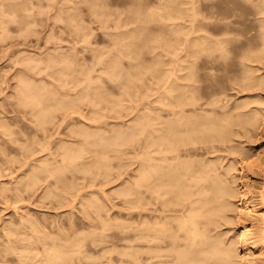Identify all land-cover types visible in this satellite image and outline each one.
<instances>
[{
	"label": "rangeland",
	"instance_id": "obj_1",
	"mask_svg": "<svg viewBox=\"0 0 264 264\" xmlns=\"http://www.w3.org/2000/svg\"><path fill=\"white\" fill-rule=\"evenodd\" d=\"M86 1L85 0H0V186H2V187H0V264H36V262L38 264H51V263L52 264H66V263L67 264H71V263L72 264H89V263H91V264H106L107 262H108L107 264H126L125 261H127V264L128 263L129 264H134V263L137 264L139 261H140L139 262L140 264H143V261L145 260V259H143L144 258L143 255L146 256V253L143 250V249H146L143 246L144 241L140 240L138 237L135 236L137 228L140 224V220H142V218H139V216H137V214H138V211L143 207V203H144V202L140 203V200H142V192H144L143 191L144 187H142L143 186L142 185L143 184L142 183L143 176H140V175H142V172H140V171H143V167H144L143 164H146V161L143 160V159H145V157H142V156H145V155H143L145 150L143 152L141 151L144 149V147H143V144H144V135L143 134L144 133L142 132V131H144V129L142 130V126H144V125L141 126L139 124L140 126H137V127L135 125L136 129L133 127L134 128V129L132 128L133 131H131L132 129L130 130L129 128H130L131 124H133L134 120L138 119V116L142 115L143 112L144 113L146 112V114H147L150 111V114H148V116L151 115V113H152V116H150L148 118H151V117L154 118L155 117V119H152V118L150 119V123H151V127H152L151 131H153L154 133L156 132V135H157V131L155 129H158V125L156 122H159L160 119L163 118L162 115L164 113L166 114V113L171 111V107L173 106L172 105L173 103H171V100L172 99L174 100L176 97L175 95H177L179 92L177 90L178 83H183V81L180 80L181 75H183V74L185 75L188 72L187 67L189 65V62L187 63V61H189V58L186 56L187 53L184 52L185 55L183 53V51H184L183 48H185V47H186L185 51L187 52V50H186L187 46L185 44H186V42H188L187 39H189L188 37L190 36L189 32H188V30H189L188 24H190L189 23V20H190L189 17L190 16H189L188 12H186L188 10L186 7L187 3H185V1H187V0H100V1L98 0L99 2L94 1V0H92V1L89 0L90 2L88 0H86ZM220 1L215 0V8L213 7L214 10L217 9V10L221 11L220 8H222L223 10L221 12L223 13L224 11L226 12V10H227L226 8L228 6H230L228 9L230 11H232V13L230 14V17H227L229 20L227 18H225L224 21H226V20L231 21L230 18L232 20L236 21L237 18L238 19L241 18L239 21L237 20L239 22V24H238V22L235 23L237 26L239 25L237 27V28H239V30L242 29V30L246 31L248 29V31H249L250 28L252 30H256L255 27L257 28V24H258V26H260V24L257 22L258 18H260L258 20L260 23H264V22H262V21H264V14H260L261 11H262V13H264V10H261L262 8H264V5H262L260 0H254L255 2H250L252 0H250V1L246 0V3L245 2L243 3V0L241 2H240V0H232V2L230 0H222L223 2H220ZM247 1H249V3H254V4H252V5H254V8H252V5H250ZM258 1H259V3H261L259 6H262L261 9H260V7L257 8V9H260L259 13L256 12L257 6H255V3H257ZM100 2H103L106 4L102 5V3H100ZM88 3L90 5L96 4V6L93 5L94 9H92L90 7V5H87ZM98 3L102 5V6L100 5L101 11L100 12L95 11V13H93L94 10H96L95 8H97V10L100 8ZM221 3H226L227 5L225 4V6H224ZM259 3H257V4H259ZM219 4L222 5L223 7L218 8L217 6ZM188 5H189V3H188ZM73 6H75V7H73ZM249 6H250V9H249ZM102 7L106 8V9L108 8L107 9L108 11H105V9H103ZM69 8H71V9H69ZM74 8L76 10H74ZM131 8H132V11L130 10ZM6 9H8L9 11ZM91 9H92V12H91ZM179 9H180V11H179ZM182 9H184V10H182ZM252 9H254V10H252ZM137 10L139 11V13L137 12ZM181 10H182V12H181ZM229 10H227V11H229ZM129 11L133 14H131ZM178 11H179V14L181 12L180 15L178 14ZM230 11L226 12V13L228 14V13H230ZM255 12H256V14L258 13L257 17L255 15ZM96 13H99V16ZM151 13H153V15H151L152 18H151V16L149 17V14H151ZM235 13H236V15L239 14L238 17L236 15L235 16L237 18L235 16L231 17V15H233ZM252 13H254V14H252ZM13 14H14V16H13ZM72 14H74V15H72ZM176 14H177V17L176 16L174 17V15H176ZM223 14H225V13H223ZM138 15L139 16L141 15L142 17L141 16L139 17ZM155 15H157L158 17ZM217 15H219V14H215V16H217ZM95 16H98V17L96 18ZM163 16L165 17L164 19H162ZM172 16H173V18H172ZM228 16H229V14H228ZM9 17H12V18L9 19ZM66 17H67V19H66ZM72 17H74V18L72 19ZM123 17H126V19L128 20L129 23L134 19L132 21L133 23L128 24L127 20H125V18H123ZM134 17L135 18L139 17V19H138L139 21L137 19H135ZM59 18H61V20ZM63 18L65 19V21ZM117 18H118V20H117ZM120 18H122V19H120ZM148 18H150V19L148 20L149 22L147 23V20L145 21V19H148ZM216 18H218V16ZM102 19H104V20H102ZM119 19H120V21H119ZM71 20H73V21H71ZM136 20H137V22H136ZM123 21L125 22V25H124ZM17 22H19V23H17ZM73 22H74V26L72 24ZM139 22L141 24L143 23V25H141ZM215 22L217 23V20H215ZM134 23H136V24H134ZM67 24H70V25H67ZM235 24H233V25H235ZM76 25H78V27L80 25L82 30L80 29V27L76 28L75 27ZM236 25H235V27H236ZM173 26L176 27L177 29L173 28ZM252 26H255V27H252ZM72 27H74L73 30H72ZM118 27H119V29L120 28L121 29L119 30ZM258 28L260 29V27H258ZM251 29H250V31L253 32ZM76 30H78L77 33H75ZM121 31H123V32H121ZM132 31H134V32L136 31V33L138 32V34L136 35L134 32H133L134 35L131 34ZM172 31H175L176 33H173ZM178 32H180V33L182 32L181 35L177 34ZM109 33H110V35H109ZM118 33H119V36L116 37V35ZM114 34H115V36H114ZM125 34H128V35H125ZM110 36H112V37H110ZM185 37H186V42H185ZM113 39H115V42ZM116 39H117V42H116ZM133 39H135V40L132 41ZM134 42H135V45H134ZM148 43L150 44V46L153 43L151 46L152 47L151 49H150V46H148L149 45ZM146 44H147V46H145ZM127 45L129 46V48ZM131 45L134 46V48ZM126 46H127V49L132 53L131 54L132 57L130 56V54H126L128 52L126 49ZM119 48H120V50H119ZM134 49H137V50H134ZM118 50L120 51V53L118 52ZM132 50L135 51V54H137L138 56H135V54L132 52ZM121 51H123L124 54H122L123 52L121 53ZM136 51L138 53H136ZM139 51H141V52H139ZM125 54L127 56H130V57L129 58L125 57L126 56ZM117 55L120 56L119 57L120 59L117 58L115 60L116 61L120 60V63H119V61H118V63L115 60L112 61L113 56H114V58H116V57H118ZM134 56H135V58H133ZM183 56H185V57H183ZM64 57H66L67 59L69 58V60H67ZM54 58H57V59H54ZM59 58H61L65 64ZM101 58H103V59H101ZM131 58H133V59H131ZM179 58H180V60H179ZM28 59L31 61H29ZM48 59H49V61H48ZM65 59L67 61H65ZM71 59L74 60V62ZM99 59H101L100 62L98 61ZM32 60H33V62H32ZM34 60H36V61H34ZM37 60L38 61L40 60V61L37 62ZM41 60L42 61L46 60V61L42 62ZM50 60H54L55 62L57 60V62L55 63L54 61H50ZM59 60H61V61L59 62ZM70 60L72 61V63L70 62ZM260 60L264 61L262 59H260ZM27 61L31 62L32 65H30L29 62H27ZM48 62L49 63L51 62L52 64H49ZM57 63H60L59 64L60 66L57 65ZM68 63H70V64H68ZM53 64H55V66ZM110 64H112L111 66H114V67L116 65L117 66L115 68L110 67L109 66ZM262 64H264V63H262ZM70 65H71V67H70ZM74 65H75V69H74ZM61 66H63V67H61ZM65 66H68V68ZM72 66H73V68H72ZM183 66L186 67V72L183 69L184 68ZM43 67L45 68L44 70H43ZM55 67L56 68L58 67V69H60V70L58 71V69H56ZM69 67L71 69H69ZM33 68L35 70H32ZM36 68H38L37 72H36ZM116 69L119 71V73H122V74L118 73L117 75H114V76H116V78H113V76H112L113 74L111 72H112V70L114 71ZM181 69H183L184 71ZM262 69H264V68H262ZM39 70H40V72H38ZM74 70H75V72H74ZM117 70L114 72L115 74L117 73ZM54 71H58V72H54ZM259 71H260V73H258ZM181 72H183V73H181ZM258 72H257V74H261V73L264 74V70L260 69V70H258ZM57 73H59V74H57ZM61 73H62V75H61ZM65 73L68 76H70V75L71 76L68 78V76L65 75ZM86 73H88V74H86ZM108 74H110V76H108ZM177 74H180L179 75L180 82H178L177 81L178 79H176ZM63 75H65L64 78H63ZM86 75L90 76L91 79L88 78V76H87V78H85ZM60 76H61V78H60ZM66 76H67V78H66ZM22 77L24 79L20 80V79H22ZM25 79L27 82H25ZM72 79L75 81V85H73L74 83H72V82H74V81H72ZM84 79L88 80V82L86 83ZM69 80H71V82ZM83 80H84L85 84L83 83ZM21 81L23 82L22 84H21ZM89 81H91V82H89ZM220 81L218 79L217 83L219 85L223 86L222 84H224V81L221 82L222 84H220ZM176 82H178L177 85H176ZM27 83H29L30 85ZM33 83H35V84L37 83V85H35ZM71 83H72V85H71ZM17 84L22 85V86H24L23 84H25V86H26V87L24 86L25 90H26L25 93L27 95H30L31 92L34 91V89L32 90V88H35V90L37 89L39 91V94L41 93L42 95H40L39 97H36L38 95H35L34 93H37V91L36 92L34 91V93H32V95H30L32 98L33 97L34 98L32 99L29 96L31 98V100H33V102L31 101V102H29V104L25 103V105L27 104L28 106L27 105L24 106V104L20 105V104H22L21 100H17L16 98L18 95H20L19 90H21V89H18L19 86ZM88 84L90 85V88L87 87ZM127 84H129V86ZM31 85H34V86H31ZM84 85H86V86H84ZM22 86H20V88H22ZM35 86L38 87L39 89L36 88ZM39 86H41V87H39ZM56 86L58 87L59 91H58V89H56L57 88ZM93 86H95L96 88L93 89L94 88ZM42 87L45 90H41V92H40V88H42ZM86 87L89 89H87ZM123 87H125V88H123ZM29 88H31V89H29ZM82 88H84V91H86V89H87L86 93L88 95L90 94V92H91V94L95 92L96 94L94 93L92 95H95L94 97H96V98H94L92 95H89V97L91 96L92 101L90 100V98L88 101L86 98L87 94L85 93V95H84ZM16 89H18V91ZM47 89H48V91H51L50 93H52V94H49V97H47V95L49 93L47 91ZM120 89L122 91L126 89L128 93L126 92V95H125L124 94L125 91H123V93H122V91ZM30 90H32V91H30ZM80 90H81V93H80ZM92 90H94V92ZM54 91L59 93V94L55 93ZM98 91L101 92L102 96L100 95V93H98ZM56 94H57V97H55ZM63 94H64V96H63ZM76 94H77V96L78 95L80 97L82 96L81 98L85 97L84 100L81 99V101H80V99H76L77 98ZM103 94H109V95H103ZM229 94H231V95L228 96V98L229 99L233 98V99H231V101L235 100V102H236L239 100L242 101L243 99L245 100V98H241L242 100L240 98H238L236 100V97L232 96L233 94L231 92ZM256 94H253L254 96H252V97L253 98L256 97L255 98L256 100H258L257 97L260 98L259 100H262L260 93H258V95H260V96H258ZM15 95H17V96H15ZM58 95H59V98L65 99V101L67 98L68 99L71 98L69 100H74V96H75V103L73 101H71L75 105H73L72 103H71L72 104L71 105L70 101H67L68 103L67 102L62 103V100L58 98ZM61 96H63V97H61ZM66 96H68V97L66 98ZM79 96H78V98H80ZM100 96H101V98H100ZM35 97H36V100H35ZM50 97L54 99V102L55 101L56 102L54 103ZM102 97L103 98L107 97V99L104 98L105 99V101H104V99ZM93 98L95 100H97L98 102L97 101L95 102V100ZM18 99H19V97H18ZM160 99L163 102H160L161 101ZM246 99H247V97H246ZM44 100H45V103H43ZM77 100L79 101V103ZM19 101H20V103H19ZM35 101L36 102L39 101L40 103H38V105H37V103H34ZM169 101H170V104L168 103ZM51 102L54 103V105L53 104L51 105ZM159 102L161 104H159ZM32 103L35 106L34 111H32L33 107L31 108V106H33ZM57 103L59 105L60 104L63 105L64 103L66 105L70 104V106L67 107L64 104L66 108L64 106L62 107V105H60L61 107L59 106L60 107L59 108V107H56L58 105ZM148 103H150L151 105L148 106ZM94 104H96L95 105L96 108H95ZM163 105H165V106L163 107ZM36 106L37 107L41 106V108L45 109L46 118L43 116V118H45V120L42 119L45 122L42 121V123H41V120L38 119L39 116H37V114L36 115L34 114V113H37V112H35V110L37 109ZM51 106L54 107V109L51 108ZM99 106L102 108V110L97 109V108L100 109ZM146 106H148V108ZM150 106H151V108H150ZM157 107H159V109ZM160 107H163V108L160 109ZM167 107H169L170 109ZM38 108L40 109V107H38ZM152 108H154L156 110H154ZM165 108L167 109V112H166ZM149 109H151V110H149ZM164 109H165V111H164ZM69 110L70 111L72 110L71 112L75 111V112H77V114H75V112L70 113ZM153 110L156 112L158 111V112L156 113ZM159 110H163V111H160L162 114L159 112ZM66 111H67V113H66ZM68 112L70 114H68ZM98 112H99V114H98ZM64 113H65V116L67 118L64 116ZM33 114L35 117L37 116V118H35L33 116ZM78 114H79V116H78ZM138 114H140V115H138ZM81 115L82 116L84 115V116L81 117ZM156 115H158V117L159 118L161 117V118L160 119L157 118ZM64 117L66 118V120L62 119ZM85 118H87L88 120ZM38 120L40 121V124L39 123L38 124L39 125L43 124V125L39 126L37 124ZM61 120H63V122ZM35 121H37V122H35ZM91 121H93V122H91ZM98 121H100V122L98 123ZM127 122H129V123L131 122V124H129ZM1 124H4V127ZM114 126L116 127V129L114 128ZM57 127H59V128H57ZM75 127H78L79 129L75 128ZM83 128L85 129L86 133L83 130ZM122 128H123V131L121 130ZM124 128H127V129L125 130ZM89 129H91V130H89ZM128 129L130 132L128 131ZM80 130L82 132L83 131L84 132L82 133V132H80ZM117 130L119 131V133H121V131H122V134H124V136L121 134L123 138H121L120 134L118 135V133H116ZM136 130H139V131H136ZM58 131H59V133H58ZM5 132H7V133H5ZM128 132L130 134L129 136L127 135ZM131 132H132V135H131ZM137 132L139 134H137ZM74 133H76V135ZM99 133H100V136H99ZM105 133L108 136L107 138H106ZM154 133H153L152 137L156 136ZM103 134L105 135V137H103L104 136ZM115 134L118 137L114 138L113 136ZM126 136L128 138H126ZM97 137H99V138H97ZM86 138L87 139L89 138V140H90V141L88 140L89 142H92L95 140L94 142H96L98 148H97V146H94V145H91V146L88 145V149L87 148H85V149L80 148L79 151L76 150L77 153L75 151H73V153L68 151L70 146L73 148H76L77 145L79 146L82 144L81 142L84 141V143H85L86 140H84V139H86ZM111 138H112V140H110ZM256 138H254V140H251V138H250V139H248V141L247 140L236 141L235 143H237V144L234 147V148H236L235 149L236 151H234L233 155L234 156L238 155L237 156L238 158L235 156V159H233L234 160L233 161L232 156L229 155L230 158L226 157L227 159H224V161H227V162L223 161V163L226 166H228V167H229V165L231 167L233 166L232 168H234V169L232 170V172H233V174H235V177L233 179L234 182L235 181L237 182V179L239 180L238 182H240V181L241 182L243 181V183L246 182L243 184L244 185L243 187L247 191V193L245 195L246 197L244 196L245 200L247 199L246 200L247 202H245L246 203L245 205H247V210L244 209L243 210L244 212H243L241 209H239V207L237 205H239L238 202L240 200H239V197H237L238 195L236 194L234 196L235 199H232V201L234 202L236 200L235 202L237 204L234 202L236 204L235 205L232 202L231 209L233 211L230 210V214L228 213V215L226 216L225 220L227 223H226V226H223V227L226 230V235H227L226 238L229 237L227 240L228 241L227 243L230 242L229 244L233 247L234 252L236 254V260L238 259V261L241 262V260L244 258L246 262H250V260L252 258V259H254V260L256 259V260L255 261L252 260L250 264H252V263L264 264V254H262V255L260 254V253H264V251H262V249H264V246L261 245V244H264V239L260 238V236H262L261 235L262 234V232H261L262 228H264V224H262V222H261L262 219H264V217H262V216H264V205H262V204H264V203H262V201H264V200L261 199L262 198L261 197L262 196L261 190L264 189V155H262V154H264V150H262V149H264V135L258 136L257 139ZM96 139L98 141H96ZM102 139L104 140L103 143H102ZM107 139H108V141H107ZM128 139H132V140L127 141ZM142 140H143V142H141ZM64 141H66V142H64ZM105 141H107V142H105ZM115 141H117V142L115 143ZM242 141H243L242 144L245 147L241 144ZM100 142H101V146H100L101 148L98 145V143L100 144ZM118 142L120 145H118ZM122 142H123V144H122ZM238 143H239V145H238ZM93 144H95V143H93ZM102 144H104V145L102 146ZM114 145L115 146L118 145V146L115 147ZM27 146H28V149H27ZM67 146H68V149L66 148ZM85 147H87V146H85ZM94 147L97 148L96 149L97 151L100 150L102 153H100V151H98L99 153H97V151L94 150L95 149ZM102 147H104L103 150H106L108 147V149H109V150L107 149L108 152L101 150ZM119 147L122 148V150H119L120 149ZM61 148H64V149L62 150ZM116 148L117 149L119 148L118 149L119 151ZM59 150H61V151H59ZM244 150H246V151H244ZM247 151H248V154H247ZM61 152H64V153L61 154ZM79 152H80V154L78 155ZM105 152L109 153V154H105ZM238 152H240V153H238ZM244 152H246L245 154H247L248 156H251V158H254L256 156L254 159H257V157H258L259 160L258 159L257 160H258V162H260V164H258V166L262 167V169L258 166L256 167L257 169L256 168L252 169L249 177L245 176L242 173V170L240 169V167L237 166L239 163L242 162V164H243L244 161H246V160H242L243 155L246 156L244 154ZM252 153H256V155L254 154V156H252L251 155ZM258 153H260V154H258ZM257 154H258V156H257ZM104 155H107V156L109 155V156L108 157L106 156L107 158H104L105 157ZM79 157H81V158H79ZM99 157H100V159H99ZM140 157H142V158H140ZM50 159L53 162L52 165H51L52 162L50 161ZM73 159H74V161H72V162H74V163H75V159H77V160L80 159L78 161L76 160L77 161L76 165L73 164L78 168L71 165V162L68 161V160L71 161ZM42 160L44 161V164H43ZM82 160H83V162H82ZM85 160H87V161H85ZM99 160L101 163L99 162ZM101 160H103V161H101ZM40 161H42V162H40ZM79 161H81V162H79ZM88 161H90L92 164ZM236 161H237V165H236ZM96 162H97V164H96ZM143 162H145V163H143ZM66 163H68V164H66ZM82 163H85V164H82ZM38 164H40V165H38ZM80 164H82V167L79 166ZM89 164H91V165H89ZM106 164H107V166H106ZM234 165H236V166L234 167ZM45 166H47V167H45ZM84 166H86V168ZM88 166H90L91 168ZM100 166H103L104 168L100 167ZM239 166H241V165L239 164ZM95 167H97V168H95ZM34 168H36V169L38 168L39 170L35 171V173H34ZM57 168H60V170H63V171H60ZM77 169H79V170H77ZM238 169H239V171H235ZM259 169H260V171L255 172V170H259ZM55 170H57V171H55ZM74 170H76L78 172H76ZM105 170H107V172ZM92 171H95V174ZM136 171H138V172H136ZM46 172L47 173L49 172V175L51 174L50 175L51 177H48L49 175ZM57 172H59V173H57ZM61 172H62V174H61ZM255 173H256V175H255ZM29 174H31V177ZM35 174H36V176H35ZM91 174L93 176H91ZM96 174H97V176H96ZM237 175L238 176L240 175L239 178H237L238 177ZM26 176L27 177L29 176V177L27 178ZM242 177H244L243 180H242ZM69 178H70V180L71 179L72 180L70 181ZM30 179H31V181H30ZM35 179L37 180V182ZM57 180H58V182H57ZM134 180L138 181L139 184L137 182L132 183ZM261 180H262V182H261ZM72 181H73V183H72ZM125 181L128 183L125 184ZM21 182L22 183L24 182L23 186H22ZM70 182H71V186L69 184ZM129 182L131 184H134L133 186H135V185L139 186V189H138V187H135V188H137V190H135V188ZM234 182L231 183L232 185L229 183V185H231V186L234 185V189L236 190L237 186H235L236 182L235 183ZM248 183L251 185H249ZM65 184H67V185H65ZM252 184H254V185H252ZM125 185L126 186L128 185L127 187L130 186L129 188L132 187L130 190L131 193L130 192H129L130 194L128 193L129 198L126 197L125 194L123 195V193H120L121 192L120 190H122L121 188H123V189L127 188ZM254 186H256V187H254ZM5 187H7V188H5ZM101 187H102V190H101ZM64 188H66V189H64ZM117 189H119V190H117ZM65 190L68 194L65 192ZM68 190H71L73 192H71V191L68 192ZM98 190H100L99 193H98ZM138 190L140 191V193ZM55 191H57L58 193ZM132 191L136 192V193H133ZM47 192L50 193V195ZM53 192L55 195L53 194ZM262 193H264V191H262ZM46 194L48 196L45 197ZM71 194H74V195L72 196ZM59 195H61V196L59 197ZM101 195H103V196H101ZM137 195H139V196H137ZM96 198L100 203L97 200H95ZM104 198H105V200H104ZM122 198L124 199V201ZM125 198H128V199L126 200ZM138 198H140V199H138ZM252 198H254L255 200H252ZM91 199L95 200L94 201L95 203H91L93 201ZM129 199H132V203H131V200H129ZM256 199L259 203H256L257 202ZM125 200H126V202H125ZM251 200H252V202H251ZM104 201H106V202H104ZM254 201H256V202H254ZM87 202H88V204H87ZM135 203L138 204V206H139L138 208L135 207V206H137V204H135ZM254 203H256V205H254ZM93 204L94 205L96 204V205L93 206ZM140 204H141V206H140ZM98 205H101V207H99ZM249 205L251 206V208H254V210H256V211L252 210ZM131 206H132V208H135V209H132ZM82 207H84V209L86 207L87 209L84 210ZM95 207H98V210H100V211H98ZM128 208H131L132 210H130ZM106 209H107V211H106ZM234 209H235V211H234ZM248 209L250 212L254 211V213H251L252 216H254V217H252L250 214H248V213H250L248 211ZM135 210L137 212H135ZM241 211L244 214H242ZM245 211H247L248 213H246ZM97 212H98V214H97ZM126 212L127 213L129 212V214H127ZM134 212H135V214H134ZM239 212H241V213H239ZM130 213L133 216L132 215L130 216ZM237 213L239 215L241 214L240 218H238L239 215H237ZM242 215H244L245 217H248V218H245ZM248 215H250V216H248ZM20 217L23 220L22 219L20 220ZM130 217L131 218L134 217V218L131 219ZM261 217H262V219H261ZM25 218L28 221H26ZM98 219L100 220V224H97V223H99ZM102 219L104 220V222L107 225L108 224L109 225L108 226L105 225V223L103 222ZM115 219H117L118 221L117 220L115 221ZM131 220H133L134 222ZM237 220H238V222H237ZM111 221H112V223H111ZM89 222H92V223H89ZM119 222L123 223V225L121 223L119 224ZM128 223H130V224H128ZM231 223H233V224H231ZM88 224L91 226H89ZM115 224H117L119 226V228H118V226H115ZM134 224H135V227H133ZM250 224L252 226L250 229H248L250 227ZM31 225L33 227H31L29 229L28 227H30ZM34 225H37V226H34ZM92 225H94V226H92ZM99 225H101V226H99ZM128 225H129V227L126 228ZM9 226H11V227H9ZM79 226H81V227H79ZM97 226H98V229H96ZM102 226L104 228H102ZM114 227L116 228V230ZM121 227H122V231H121ZM225 227H227V228L229 227L228 228L229 230H227V228H225ZM22 228H24V229H22ZM99 228H100V230H102L101 232H99L100 231ZM124 229H126V230H124ZM131 229H132V231H131ZM232 229H233V231H232ZM242 229H243L244 233L247 231L245 234H248V235H246V237L244 236L246 238V239L244 238V240H246V241L247 240L250 241V239L252 240V237L256 238V236H257L258 241L256 240L257 242H256L255 246L251 245L249 243V241H247V242L245 241L246 243H244L243 239L241 242H239L240 246L238 245V240L236 237L238 234L237 231L242 230ZM95 230H96V232H95ZM103 230H105V231H103ZM113 230H115V231H113ZM127 230L128 231L130 230L132 233H130V231L125 233V231H127ZM37 231L39 232V234H36V233H38ZM116 231H119V232H116ZM26 232H29V233H26ZM92 232L95 234L94 236H93ZM115 232H116V234H115ZM122 232H124L127 236H128V234H130L129 236H132L131 234H133V236H132L133 239L131 237L130 238L131 240H129V239L123 240L122 237H124L126 235ZM228 232H230V233H228ZM236 232H237V234H235ZM254 232H255V234H254ZM34 233H35V235H34ZM80 233L82 234V238L80 237L81 236ZM122 234H124V236ZM249 234L251 236H249ZM33 235L36 236V239H35V237H32ZM121 235H122V237H121ZM24 236L25 237L27 236V237L25 238ZM45 237H46V239H45ZM83 237H85V238H83ZM40 238L41 239L43 238V239L41 240ZM61 238H63V239H61ZM105 238H107V239H105ZM134 238L136 240H134ZM18 239H20V240H18ZM28 239H29V241H28ZM75 239H77L76 240L77 242H75ZM112 239H113V241H112ZM67 240L68 241L72 240L74 242L71 243L72 242L71 241L70 242L71 244H69V242H67ZM132 240H133V242H132ZM31 241H33V242H31ZM259 241L261 242V244ZM99 242H101V243H99ZM130 242L132 243L131 245H129ZM135 242H137L139 244L137 245V243H135ZM231 242H232V244H231ZM27 243H29V244H27ZM84 243H87V244H85L83 246ZM109 243H111V244H109ZM126 243H128L127 245H129L130 248L126 245H123ZM140 243L142 244V246L140 245ZM240 243H244V244H240ZM9 244H11V245L9 246ZM16 244H18L19 246ZM42 244H43V246H42ZM55 244H57V245H55ZM72 244H74V245L71 247ZM14 245L18 246L19 249L17 247H15ZM89 245H90V248H89ZM133 245H135V247ZM250 245L254 246L255 248L250 247ZM24 246L27 248L24 249L25 248ZM64 246L67 248H65ZM69 247H70V249H68ZM79 247H80V249H79ZM9 248H11V249H9ZM48 248L49 249L53 248V250H48ZM60 248L62 249L61 251H60ZM113 248H114V250H113ZM31 249H32V251H31ZM54 249L57 250V252H55ZM65 249H66V252H65ZM77 249H78V251H77ZM104 249L106 251H104ZM132 249H133V251H132ZM137 249L139 250V252H137ZM252 249H254L255 251H252ZM37 250H39V252H37ZM80 250L81 251L83 250L84 253L81 252ZM110 250H112V252ZM140 250H142L143 252ZM241 250H243V251L246 250L247 252H243ZM79 251H80V253H78ZM23 252H24L25 256H23ZM47 252H48V254L50 252L51 253L55 252L56 254L58 253V255H61V253L63 252L62 255L66 258H64L61 255V257L64 259L61 263H59L57 261L48 260V259L46 260V253ZM76 252L79 255H77ZM132 252L135 253L136 255L133 254L134 255L133 256ZM249 252H250V254H249ZM29 253L30 254L32 253V256L29 255ZM81 253L85 259L81 256ZM107 253H108V255H107ZM121 253H123V254H121ZM124 253H126V255H124ZM143 253H145V254H143ZM246 253H248V254H246ZM83 254H85V255H83ZM101 254H103V255H101ZM104 254H105V256H104ZM113 254H115V255H113ZM130 254H131V256H130ZM140 254H142L141 255V260L143 259L142 261L139 260ZM256 254H258V255L256 256ZM21 255H22V257H20ZM35 255H37V257ZM86 255H88V256H86ZM120 255H121V257H120ZM237 255H239V257ZM242 255H244V256H242ZM245 255H246V257H245ZM252 255H255L256 258L252 257ZM33 256H35V257H33ZM39 256H40V258H39ZM68 256H70V258ZM72 256H73V258H72ZM77 256L81 257L82 260ZM102 256L105 259L102 258ZM240 256H242V257H240ZM247 256L248 257L250 256L248 260H247V258H248ZM108 257H110V258H108ZM126 257L128 260L125 259ZM137 257H139V259ZM101 258L104 260H102ZM65 259H66V261H65ZM112 259H114V260H112ZM116 259H118V260L116 261ZM120 259H121V261H120ZM133 259H135L137 261V263ZM42 260H43V262H42ZM95 260H96V262H95ZM110 260H111V262H110ZM152 260L154 261V259H152ZM238 261H237V263L239 264ZM97 262H99V263H97ZM144 264H146L145 261H144Z\"/></svg>",
	"mask_w": 264,
	"mask_h": 264
},
{
	"label": "bare ground",
	"instance_id": "obj_2",
	"mask_svg": "<svg viewBox=\"0 0 264 264\" xmlns=\"http://www.w3.org/2000/svg\"><path fill=\"white\" fill-rule=\"evenodd\" d=\"M86 1V0H85ZM89 1V0H88ZM92 1V0H91ZM94 1H98V0H94ZM100 1V0H99ZM98 1V2H99ZM188 1V2H187ZM185 1L186 4V7H187V10L186 12H188L189 14V23L188 24V32H189V39H187L188 42H186V37H185V42H186V46H187V52L185 51V48H183V53H187V57L189 58V61H187V63L189 62V65H188V72L187 74H183L181 75V79L179 78V75L180 74H177L176 76V79H178L177 81L180 82L183 81V83H178L176 82V85L178 83V87H177V90L179 91L177 95H175V99L171 100V103H173L171 106V111L168 112V113H164L162 116L163 118H159L158 115L157 118L160 119L159 122H156L157 125H158V129H155L157 131V135H156V132L154 133L153 131H151V123H150V119H155V117H151V118H148L150 116H152V113L151 115L148 116V114H150V111L149 113L146 114V112L142 113V115L138 116V119L134 120L133 124H131V122H127L129 124H131L130 126V130L134 127L135 128V125L136 127L137 126H142V130L144 129V131H142L143 135H144V144H143V147L144 149L141 150L142 152L145 150L144 154L145 156H142V157H145V160L146 161V164H143V171H140L142 172V175L140 176H143V181H142V187H144V192H142V200H140V203L141 202H144L143 203V207L138 211V214L137 216H139V218H142V220H140V224L137 228V231L135 233V236L138 237L140 240L144 241V247L146 249H143L144 252L146 253V256H144L143 259H145V263L146 264H238L237 261L238 259L236 260V254L234 252V249L233 247L227 243L228 241V238H226V230L224 229L223 226H226V216L228 215V213L230 214V210L231 209V206H232V199H235L234 196L237 194L239 197V205H237L239 207V209H241L242 211L245 209L247 210V205H245L247 202L244 198V196L246 195L247 191L246 189L243 187L244 182L243 181L241 182H238L239 180L237 178H239V176L236 178L237 179V182H236V185L237 186V189L235 190L234 189V185L231 186L234 182V177H235V174H233L232 170L234 168H232L230 165L229 167L226 166L223 161L224 159H227V158H230L229 155L232 156V160L235 159V156L237 157L238 155H233L234 151H236L234 148L236 146L237 143H235L236 141H241V140H247L251 138V140H254V138H258V136H261V135H264V74H257L258 70H264L262 68H264V61H261L260 59L264 60V23H260L258 20L260 18H258L257 22L260 24V26H258L257 24V28L255 26H252V27H255L256 30H251L253 32L248 31V29L245 31V30H239V28H237L238 26L235 24L236 22H238L240 19H238V15L233 14L231 15V17L235 16L234 18L236 19L235 20H232L230 18L231 21H224L225 18L227 17H230V14L232 13V11H230L228 8L230 6H228L226 9L230 11L229 16L226 12H229L226 10V12L224 11L223 14L221 11L223 10L222 8L220 7H223L222 5L225 6L226 3H221L222 5H216L218 8L221 9V11L219 10H214L215 8V0H187ZM220 1V0H219ZM232 2V0H230ZM242 0H240L241 2ZM250 1V0H249ZM249 1H247L249 3ZM78 2V1H77ZM84 2V1H83ZM87 2V1H86ZM90 2V1H89ZM220 2H223L222 0ZM229 2V1H228ZM227 2V3H228ZM239 2V1H238ZM246 3V0L244 1L243 0V3ZM250 2H255L254 0L250 1ZM260 2L262 3V5H264V0H260ZM76 3V2H75ZM94 3V2H93ZM97 3V2H96ZM103 4H106V3H103V2H100ZM184 3V2H183ZM189 3V5H188ZM259 3V1L257 2ZM255 3V6L256 7V12L259 13V10L262 8V6H259L261 3L257 4ZM78 4V3H77ZM99 4V3H98ZM229 4V3H228ZM250 5L254 4V3H249ZM14 5V4H13ZM76 5V4H75ZM86 5V4H85ZM87 5H90L89 3ZM96 6V4H93ZM93 5L91 4L90 7L92 9H94ZM101 4H99L100 6ZM101 5V6H102ZM188 5V6H187ZM227 5V4H226ZM246 5V4H245ZM16 6V5H15ZM78 6V5H77ZM98 6V7H99ZM101 6L100 8L97 10V8H95L96 10H94L93 13H95V11L97 12H100L101 11ZM75 7V6H73ZM108 7V6H107ZM214 7V8H213ZM260 9H257L259 8ZM12 8V7H11ZM62 8V7H61ZM103 8V7H102ZM252 8H254V5H252ZM13 9V8H12ZM16 9V8H15ZM67 9V8H66ZM71 9V8H69ZM68 9V10H69ZM73 9V8H72ZM92 9H91V12H92ZM105 9V11H108L106 8H103ZM249 9H250V6H249ZM8 10V9H6ZM14 10V9H13ZM74 10H76L74 8ZM132 11V8L130 9ZM135 10V9H134ZM184 10V9H182ZM181 10V12H182ZM254 10V9H252ZM261 10H264V8H262ZM9 11V10H8ZM72 11V10H71ZM180 11V9H179ZM179 11H178V14H179ZM67 12V11H66ZM130 12V11H129ZM137 12L139 13V11L137 10ZM180 12V14H181ZM234 12V11H233ZM250 12V11H249ZM255 12V15L257 17V14ZM105 13V12H104ZM131 13V12H130ZM185 13V12H184ZM183 13V14H184ZM75 14V13H74ZM72 14V15H74ZM98 16H99V13H96ZM101 14V13H100ZM133 14V13H131ZM130 14V15H131ZM179 14V15H180ZM186 14V13H185ZM215 14H219L217 15L218 18H216L217 16H215ZM227 14V15H226ZM254 14V13H252ZM260 14H264L261 13ZM57 15V14H56ZM71 15V16H72ZM76 15V14H75ZM78 15V14H77ZM102 15V14H101ZM128 15V14H127ZM153 15V13L149 14V17ZM14 16V14H13ZM65 16V15H64ZM98 16H95L96 18ZM125 16V15H124ZM139 16V15H138ZM141 16V15H140ZM139 16V17H140ZM157 16V15H155ZM177 17V14L174 15V17ZM259 16V15H258ZM261 16V15H260ZM60 17V16H59ZM75 17V16H74ZM72 17V19L74 18ZM117 17V16H116ZM115 17V18H116ZM138 18H135V19H139ZM142 17V16H141ZM158 17V16H157ZM201 17V18H200ZM12 17H9V19H11ZM22 18V17H21ZM57 18V17H56ZM62 18V17H61ZM61 18H59L61 20ZM65 18V17H64ZM63 18V19H64ZM70 18V17H69ZM102 18V17H101ZM100 18V19H101ZM126 19V17H123ZM132 18V17H131ZM145 18V17H144ZM152 18V16H151ZM165 17L163 16L162 19H164ZM168 18V17H167ZM173 18V16H172ZM14 19V18H13ZM12 19V20H13ZM67 19V17H66ZM77 19V18H76ZM122 19V18H120ZM119 19V21H120ZM129 19V18H128ZM133 19V18H132ZM142 19V18H141ZM150 18L148 19H145V21L147 20V23L149 22ZM169 19V18H168ZM228 19V18H227ZM11 20V21H12ZM22 20V19H21ZM20 20V21H21ZM58 20V19H57ZM104 20V19H102ZM118 20V18H117ZM134 20V19H133ZM132 20V21H133ZM136 20V22H137ZM152 20V19H151ZM150 20V21H151ZM166 20V19H165ZM215 20H217V23L215 22ZM220 20V21H219ZM229 20V19H228ZM238 20V21H237ZM262 20V19H261ZM260 20V21H261ZM65 21V19H64ZM73 21V20H71ZM131 21V20H130ZM128 22V24H132L133 22ZM139 21V20H138ZM219 21V22H218ZM242 21V20H241ZM70 22V21H69ZM77 22V21H76ZM105 22V21H104ZM124 22V21H123ZM144 22V21H143ZM172 22V21H171ZM264 22V21H262ZM19 23V22H17ZM118 23V22H117ZM140 23V22H139ZM138 23V24H139ZM146 23V22H145ZM73 26H74V22L72 23ZM71 24V25H72ZM120 24V23H119ZM136 24V23H134ZM133 24V25H134ZM141 24V23H140ZM174 24V23H173ZM235 24V25H233ZM239 24V22H238ZM67 25H70V24H67ZM124 25H125V22H124ZM123 25V26H124ZM132 25V26H133ZM143 25V23L141 24ZM255 25V24H254ZM121 26V25H120ZM119 26V27H120ZM127 26V25H126ZM190 26V27H189ZM76 28H79L78 25L75 26ZM117 27V26H116ZM118 27V29H119ZM135 27V26H134ZM139 27V26H138ZM260 27V29L258 28ZM136 28V27H135ZM140 28V27H139ZM173 28L177 29L176 27L173 26ZM172 28V29H173ZM74 29V27H72V30ZM81 29V27H80ZM121 29V28H120ZM119 29V30H120ZM127 29V28H126ZM179 29V28H178ZM82 30V29H81ZM174 30V29H173ZM180 30V29H179ZM75 31V30H74ZM130 31V30H129ZM181 31V30H180ZM78 30H76L75 33H77ZM80 32V31H79ZM123 32V31H121ZM134 31L131 32V34H133ZM173 33H176L175 31H172ZM136 35L138 34V32L136 33V31L134 32ZM182 33V32H181ZM180 32H178L177 34L181 35ZM116 34V33H115ZM114 34V36H115ZM121 34V33H120ZM129 34V33H128ZM128 34H125V35H128ZM172 34V33H171ZM110 35V33H109ZM124 35V36H125ZM134 35V34H133ZM135 35V36H136ZM178 35V36H179ZM113 36V37H114ZM119 36V33L116 35V37ZM130 36V35H129ZM112 37V36H110ZM123 37V36H122ZM180 37V36H179ZM115 38V37H114ZM119 38V37H118ZM117 38V39H118ZM138 38V37H137ZM117 39H116V42H117ZM114 42H115V39H113ZM120 40V39H119ZM135 39H133L132 41H134ZM148 42V41H147ZM181 42V41H180ZM179 42V43H180ZM184 42V43H185ZM188 43V44H187ZM149 44V43H148ZM153 44V43H152ZM151 44V46H152ZM134 45H135V42H134ZM184 45V46H185ZM128 46V45H127ZM127 46H126V49H127ZM132 46V45H131ZM130 46V47H131ZM147 46V44L145 45ZM150 46V44L148 45ZM150 46V49L152 48ZM134 48V46H132ZM131 47V48H132ZM136 47V46H135ZM129 48V46H128ZM139 49V48H138ZM120 50V48H119ZM118 50V52L120 53V51ZM122 50V49H121ZM131 50V49H130ZM134 50H137V49H134ZM140 50V49H139ZM153 50V49H152ZM124 51V50H123ZM121 51V53L123 52ZM127 53L126 54H130L131 56V52L127 49ZM117 52V51H116ZM126 52V51H125ZM132 52L135 54V51L132 50ZM141 52V51H139ZM136 53H138L136 51ZM184 53V55H185ZM124 54V52L122 53ZM121 54V55H122ZM125 54V55H126ZM140 54V53H139ZM111 55V54H110ZM50 56V55H49ZM108 56V55H107ZM115 56V55H114ZM112 58V61L115 60V59H120L118 57L116 58ZM123 56V55H122ZM130 56H125V57H130ZM135 56H138L137 54H135ZM135 56L133 58H135ZM55 57V56H54ZM68 57V56H67ZM99 57V56H98ZM101 57V56H100ZM109 57V56H108ZM132 57V56H131ZM185 57V56H183ZM182 57V58H183ZM44 58V57H43ZM46 58V57H45ZM63 58V57H62ZM66 58V57H64ZM131 58V59H133ZM54 59H57V58H54ZM61 59V58H59ZM67 59V58H66ZM67 60H69V58ZM98 59V58H97ZM96 59V60H97ZM103 59V58H101ZM99 59L98 61L100 62ZM29 60V59H28ZM47 60V59H46ZM46 60L42 61V62H45ZM62 60V59H61ZM59 60V62L61 61ZM72 60V59H71ZM70 62L72 63V61L74 62V60H72ZM180 60V58H179ZM182 60V59H181ZM188 60V59H187ZM261 62H260V61ZM31 61V60H29ZM27 61V62H29ZM36 61V60H34ZM40 61V60H39ZM37 60V62H39ZM49 61V59H48ZM50 61H54V60H50ZM116 61V60H115ZM119 63H120V60H118ZM118 61H116L118 63ZM25 62V61H24ZM26 62V63H27ZM33 62V60H32ZM55 62V61H54ZM57 62V60H56ZM55 62V63H56ZM63 62V60H62ZM76 62V61H75ZM98 62V63H99ZM36 63V62H35ZM49 63V62H48ZM47 63V64H48ZM64 63V62H63ZM62 63V64H63ZM30 65H32L31 62H29ZM49 64H52L51 62ZM60 63H57V65H59ZM65 64V63H64ZM70 64V63H68ZM114 64V63H113ZM55 66V64H53ZM67 65V64H66ZM112 64H110L109 66L110 67H114V66H111ZM115 65V64H114ZM60 66V65H59ZM58 66V67H59ZM117 66V65H116ZM115 66V67H116ZM58 67L56 69H58ZM63 67V66H61ZM68 68V66H65ZM71 67V65H70ZM69 67V69H71ZM114 67V68H115ZM182 67V66H181ZM185 72H186V67L183 66ZM60 68V67H59ZM66 68V69H67ZM73 68V66H72ZM119 68V67H118ZM180 68V67H179ZM45 68L43 67V70ZM74 69H75V65H74ZM181 69V70H183ZM32 70H35L34 68ZM38 68H36V72H37ZM41 70V69H40ZM40 70L38 72H40ZM47 70V69H46ZM60 69H58L59 71ZM63 70V69H62ZM68 70V69H67ZM66 70V71H67ZM117 70V69H116ZM116 70H112V76L113 78H116V76L114 75H117L119 73V71L117 70V73L115 74L114 72ZM123 70V69H122ZM183 70V71H184ZM48 71V70H47ZM50 71V70H49ZM53 71V70H52ZM58 71H54V72H58ZM72 71V70H71ZM121 71V70H120ZM180 71V70H179ZM73 72V71H72ZM71 72V73H72ZM75 72V70H74ZM184 72V73H185ZM53 73V72H52ZM125 73V72H124ZM183 73V72H181ZM260 73V71L258 72ZM59 74V73H57ZM64 74V73H63ZM73 74V73H72ZM79 74V73H78ZM88 74V73H86ZM119 74H122V73H119ZM55 75V74H54ZM62 75V73H61ZM65 75H67L65 73ZM63 75V78L64 76ZM68 76V75H67ZM66 76V78H67ZM71 76V75H70ZM68 76V78L70 77ZM88 75L85 76V78H87ZM108 76H110V74H108ZM120 76V75H119ZM183 76V77H182ZM55 77V76H54ZM26 78V77H25ZM61 78V76H60ZM62 78V79H63ZM88 78H90V76H88ZM24 78L22 77V79L20 80H23ZM27 79V78H26ZM25 79V82H27ZM30 79V78H29ZM28 79V80H29ZM91 79V78H90ZM111 79V78H110ZM180 79V80H179ZM220 81V84H222L221 82L224 81V84H222L223 86L219 85L217 83V81ZM85 80V79H84ZM84 80H83V83H84ZM113 80V79H112ZM118 80V79H117ZM62 81V80H61ZM67 81V80H66ZM71 82V80H69ZM72 81H74L72 79ZM78 81V80H77ZM24 82V83H25ZM31 82V81H30ZM29 82V83H30ZM68 82V81H67ZM85 82L87 83L88 80H85ZM91 82V81H89ZM23 82L21 81V84ZM27 83V84H29ZM69 83V82H68ZM74 83L73 85H75V81L72 82ZM71 83V85H72ZM26 84V85H27ZM32 84V83H31ZM35 84V83H33ZM85 84V83H84ZM92 84V83H91ZM130 84V83H129ZM129 84H127L129 86ZM18 86V89H21L19 90L20 91V95H15L17 96V100H21L22 104L20 105H23L26 106L27 104H29V102H33V100H31V96L32 93H34V91L37 93H34L35 95H38L36 97H39L40 95H42L41 93L39 94V91L35 88H32V90L34 89V91L31 92L30 95H27L25 93V84H23L24 86L22 85H19L17 84ZM30 85V84H29ZM37 85V83L35 84ZM126 85V86H127ZM20 86H22V88H20ZM28 86V85H27ZM31 86H34V85H31ZM86 86V85H84ZM92 86V85H91ZM175 86V85H174ZM36 87V86H35ZM41 87V86H39ZM44 87V86H43ZM40 88V92L41 90H45L44 88ZM53 87V86H52ZM57 87V86H56ZM87 87L90 88V85L88 84ZM86 87V88H87ZM95 89L96 87L93 86ZM28 88V87H27ZM26 88V89H27ZM29 88V89H31ZM38 88V87H36ZM50 88V87H49ZM85 88V89H86ZM87 88V89H89ZM122 88V87H121ZM125 88V87H123ZM174 88V87H173ZM18 89H16L18 91ZM39 89V88H38ZM52 89V88H51ZM55 89V88H54ZM53 89V90H54ZM58 89V87L56 88ZM86 89V91H87ZM92 89V88H91ZM50 90V89H49ZM121 90V89H120ZM173 90V89H172ZM29 91V92H30ZM48 91V89H47ZM46 91V92H47ZM59 91V89H58ZM82 91L85 95L86 91H84V88H82ZM94 92V90H92ZM122 91V90H121ZM125 91V95H126V92L127 90H123ZM122 91V93H123ZM44 92V91H43ZM48 95L47 97H49V94H52L50 93L51 91H48ZM55 92V91H54ZM90 92V91H89ZM231 92L233 95L232 96H235L236 97V100L238 98H245V100L241 99L242 101H236L233 100L231 101V99L233 98H228V96H230L231 94L229 93ZM57 93V92H55ZM61 93V92H60ZM80 93H81V90H80ZM79 93V94H80ZM95 93V92H94ZM92 93V94H94ZM98 93H100V95L102 96L101 92L98 91ZM97 93V94H98ZM128 93V92H127ZM257 93V94H256ZM258 93H260L261 97H262V100H259L260 98L257 97L258 100H256L255 98H253L252 96H254L253 94H256L258 95ZM47 94V93H46ZM59 94V93H57ZM57 94L55 97H57ZM87 94V93H86ZM91 92L89 95H92ZM96 94V93H95ZM62 95V94H61ZM81 95V94H80ZM83 95V94H82ZM89 95L87 94L86 98L87 100L89 101V98L90 100L92 101V98L91 96L89 97ZM103 95H109V94H103ZM255 95V96H256ZM258 95V96H260ZM31 98H30V97ZM51 96V95H50ZM64 96V94H63ZM61 96V97H63ZM77 96V94H76ZM79 96V95H78ZM77 98L76 99H81L84 100V98ZM93 97L95 95H92ZM100 96V98H101ZM128 96V95H127ZM170 96V95H169ZM231 96V97H232ZM19 97V99H18ZM36 97H35V100H36ZM52 97V96H51ZM50 97V98H51ZM68 96H66L67 98ZM99 97V96H98ZM167 97V96H166ZM247 97V99H246ZM34 98V97H33ZM32 98V99H33ZM43 98V97H42ZM58 98H59V95H58ZM57 98V99H58ZM73 98V97H72ZM96 98V97H94ZM93 98V99H94ZM103 98V97H102ZM105 99H107V97H104ZM103 98V99H104ZM162 98V97H161ZM48 99V98H47ZM52 101L54 102V99L51 98ZM56 99V100H57ZM62 100V103L63 102H67V101H70V104L72 103L71 101H73L75 103V96H74V100H69L71 98H67L66 101L65 99H62V98H59ZM58 99V100H59ZM98 99V98H97ZM102 99V100H103ZM104 99V101H105ZM164 99V98H163ZM41 100V99H40ZM50 100V99H49ZM57 100V101H58ZM95 100V99H94ZM101 100V101H102ZM109 100V99H108ZM159 100V99H158ZM161 100V99H160ZM170 100V99H169ZM78 101V100H77ZM76 101V102H77ZM97 100H95L96 102ZM167 101V100H166ZM231 101V102H230ZM56 102V101H55ZM54 102V103H55ZM61 102V101H60ZM98 102V101H97ZM149 102V101H148ZM160 102H163L162 100ZM159 102V104H161ZM20 103V101H19ZM25 103H27L25 105ZM34 103H40L39 101L38 102H34ZM42 103V102H41ZM43 103H45V100L43 101ZM42 103V104H43ZM54 103L51 102V105ZM59 103V102H58ZM57 103V104H58ZM64 103V104H65ZM68 103V102H67ZM74 103H72L73 105H75ZM79 103V101H78ZM165 103V102H164ZM170 104V101L168 102ZM50 104V103H49ZM62 105V107L65 105ZM70 104L66 105L67 107L70 106ZM71 104V105H72ZM97 104V103H96ZM94 104V106L96 105ZM163 104V103H162ZM33 106H31V109L32 111H34V104L32 103ZM59 104L56 106V107H59L60 106ZM98 105V104H97ZM151 105L150 103H148V106ZM166 105V104H165ZM163 105V107L165 106ZM28 106V105H27ZM43 106V105H42ZM45 106V105H44ZM148 106H146L148 108ZM154 106V105H153ZM152 106V107H153ZM162 106V105H161ZM37 107V106H36ZM40 107V109L38 108ZM37 109L35 110V112L37 113H34L35 115L37 114L38 119L41 120V123L42 121L45 120L46 116H45V109L44 108H41V106H38ZM61 107V106H60ZM59 107V108H60ZM98 107V106H97ZM100 107V106H99ZM163 107H160L163 108ZM51 108L54 109V107L51 106ZM66 108V107H65ZM96 108V106H95ZM151 108V106H150ZM159 109V107H157ZM98 110H102V108L100 107L97 108ZM154 109V108H152ZM166 109V108H165ZM164 109V111H165ZM96 110V109H95ZM94 110V111H95ZM151 110V109H149ZM156 110V109H154ZM153 110V111H154ZM70 111V110H69ZM72 111V110H71ZM70 113H74L75 111L71 112ZM136 111V110H135ZM160 111H163V110H159ZM156 112V111H154ZM153 112V113H154ZM158 112V111H157ZM156 112V113H157ZM166 112H167V109H166ZM67 113V111H66ZM68 112V114H70ZM81 113V112H80ZM79 113V114H80ZM140 113V112H139ZM161 113V112H160ZM33 114V116H34ZM75 114H77V112H75ZM78 114V116H79ZM82 114V113H81ZM99 114V112H98ZM159 114V113H158ZM162 114V113H161ZM154 115V114H153ZM37 116L35 118H37ZM43 116L45 118H43ZM64 116H65V113H64ZM84 116V115H83ZM81 115V117H83ZM135 116V115H134ZM63 117V116H62ZM66 117V116H65ZM62 118V119H65L66 118ZM70 117V116H69ZM137 117V116H136ZM44 119V120H42ZM87 119V118H85ZM37 120V119H36ZM48 120V119H47ZM88 120V119H87ZM90 120V119H89ZM92 120V119H91ZM63 122V120H61ZM97 121V120H96ZM37 122V121H35ZM45 122V121H44ZM47 122V121H46ZM61 122V123H62ZM93 122V121H91ZM95 122V121H94ZM100 121H98L99 123ZM40 124V121L38 120L37 124ZM121 123V122H120ZM123 123V122H122ZM38 124V125H39ZM97 124V123H96ZM126 124V123H125ZM140 124V125H139ZM153 124V123H152ZM155 124V123H154ZM3 125L4 127V124H1ZM43 125V124H41ZM39 125V126H41ZM89 126V125H88ZM87 126V127H88ZM120 126V125H119ZM122 126V125H121ZM125 126V125H124ZM123 126V127H124ZM128 126V125H127ZM154 126V125H153ZM2 127V128H3ZM43 127V126H42ZM60 127V126H59ZM57 127V128H59ZM91 127V126H90ZM144 127V128H143ZM155 127V126H154ZM75 128H78V127H75ZM74 128V129H75ZM95 128V127H94ZM114 128L116 129V127L114 126ZM133 128V129H134ZM79 129V128H78ZM125 130L127 128H124ZM128 129V131H129ZM133 129L131 131H133ZM136 129V128H135ZM6 130V129H5ZM76 130V129H75ZM83 130L85 131V129L83 128ZM91 130V129H89ZM123 131V128L121 129ZM57 131V130H56ZM83 131V132H84ZM115 131V130H114ZM122 131L121 133H119V131L117 130L116 133H118V135L120 134L121 138L122 135L124 136V134H122ZM136 131H139V130H136ZM4 132V131H3ZM80 132H82L80 130ZM82 132V133H83ZM89 132V131H88ZM98 132V131H97ZM108 132V131H107ZM130 132V131H129ZM128 132V136L130 135ZM156 135L154 137H152L153 133ZM7 133V132H5ZM59 133V131H58ZM86 133V131H85ZM76 135V133H74ZM93 134V133H92ZM110 134V133H109ZM113 134V133H112ZM122 134V135H121ZM137 134H139L137 132ZM8 135V134H7ZM10 135V134H9ZM57 135V134H56ZM104 135V134H103ZM106 135V133H105ZM105 135L103 137H105ZM131 135H132V132H131ZM258 135V136H257ZM99 136H100V133H99ZM113 136V135H112ZM119 136V137H120ZM88 137V136H87ZM102 137V136H101ZM108 136L106 135V138ZM114 138L118 137L116 136V134L113 136ZM135 137V136H134ZM84 138V137H83ZM90 138V137H89ZM89 138L87 139H84L86 140L85 143L84 141L81 142L80 144L81 145H77L76 148H73L70 146V148L68 149V146L66 147L68 149V151L72 152L75 151L77 153L76 150H80V148H87L88 149V145H94V146H97L96 142L92 141V142H89ZM99 138V137H97ZM105 138V139H106ZM113 138V139H114ZM126 138H128L126 136ZM256 138V139H257ZM78 139V138H77ZM92 139V138H91ZM101 139V138H100ZM255 139V140H256ZM89 140V141H88ZM112 140V138L110 139ZM109 140V141H110ZM115 140V139H114ZM129 140H132V139H128L127 141ZM259 140V139H258ZM76 141V140H75ZM96 141H98L96 139ZM100 141V140H99ZM103 139H102V143H103ZM108 141V139H107ZM105 141V142H107ZM120 141V140H119ZM124 141V140H123ZM126 141V142H127ZM243 141L241 142V144L243 143ZM257 141V140H256ZM66 142V141H64ZM63 142V143H64ZM114 142V141H113ZM117 141H115L116 143ZM143 142V140L141 141ZM246 142V141H245ZM244 142V143H245ZM84 143V144H83ZM109 143V142H108ZM260 143V142H259ZM67 144V143H66ZM65 144V145H66ZM74 144V143H73ZM72 144V145H73ZM79 144V143H78ZM112 144V143H111ZM123 144V142H122ZM125 144V143H124ZM246 144V143H245ZM255 144V143H254ZM68 145V144H67ZM99 147L101 146V142L100 144L98 143ZM104 144H102L103 146ZM118 145L119 142H118ZM116 145V146H118ZM141 145V144H140ZM239 145V143H238ZM243 145V144H242ZM247 145V144H246ZM257 145V144H256ZM87 146V147H85ZM89 146V147H90ZM115 146V145H114ZM115 146V147H116ZM244 146V145H243ZM61 147V146H60ZM105 147V146H104ZM101 150H103V148ZM141 147V146H140ZM245 147V146H244ZM65 148V147H64ZM64 148H61L62 150ZM96 150L98 148L94 147ZM101 148V147H100ZM106 148V147H105ZM120 148V147H119ZM118 148V149H119ZM27 149H28V146H27ZM108 149V147H107ZM103 150V151H107L108 150ZM114 149V148H113ZM117 149V148H116ZM117 149V150H118ZM238 149V148H237ZM240 149V148H239ZM72 150V151H71ZM119 150H122V148H120ZM118 150V151H119ZM241 150V149H240ZM239 150V151H240ZM260 150V149H259ZM264 150V149H262ZM55 151V150H54ZM61 151V150H59ZM82 151V150H81ZM86 151V150H85ZM97 151V150H96ZM100 151V150H98ZM97 151V153H99ZM246 151V150H244ZM258 151V150H257ZM83 152V151H82ZM112 152V151H111ZM115 152V151H114ZM117 152V151H116ZM242 152V151H241ZM64 153V152H61V154ZM71 153V154H72ZM75 153V154H76ZM86 153V152H85ZM96 153V154H97ZM100 153H102L100 151ZM240 153V152H238ZM246 152H244L245 154ZM251 153V152H250ZM249 153V154H250ZM262 153V152H261ZM66 154V153H65ZM69 154V153H68ZM80 154V152L78 153V155ZM84 154V153H83ZM95 154V155H96ZM105 154H109V153H106ZM142 154V153H141ZM236 154V153H235ZM247 154H248V151H247ZM247 154H245L246 156L243 155V158L242 160H246L244 161V163L242 164L239 163L241 166H239V164L237 165V161H236V165L238 167H240V169L242 170V173L249 177L250 176V172L252 169H255L258 164H260V162H258V157L257 159H254V158H251V156H248ZM254 154L256 155V153H252L251 155L254 156ZM260 154V153H258ZM257 154V156H258ZM99 155V154H98ZM264 155V154H262ZM73 156V155H72ZM105 157L104 158H107L108 156L107 155H104ZM107 156V157H106ZM102 157V156H101ZM140 157V158H142ZM227 157V158H226ZM234 157V158H233ZM242 157V156H241ZM261 157V156H260ZM72 158V157H71ZM81 158V157H79ZM95 158V157H94ZM238 158V157H237ZM245 158V159H244ZM70 159V158H69ZM100 159V157H99ZM102 159V158H101ZM250 159V160H249ZM45 160V159H44ZM75 159V163L72 162L74 161L73 160H68L69 162H71V165L73 164H77V161L80 160L78 159ZM229 160V159H228ZM241 160V161H242ZM43 161V160H42ZM40 161V162H42ZM50 161L52 162V160L50 159ZM67 161V162H68ZM87 161V160H85ZM84 161V162H85ZM103 161V160H101ZM231 161V160H230ZM234 161V160H233ZM46 162V161H45ZM50 162V163H51ZM62 162V161H61ZM60 162V163H61ZM68 162V163H69ZM81 162V161H79ZM83 162V160H82ZM90 162V161H88ZM100 162V160H99ZM224 162H227V161H224ZM48 163V162H47ZM66 163V164H68ZM91 163V162H90ZM101 163V162H100ZM145 163V162H143ZM230 163V162H229ZM43 164H44V161H43ZM53 164V162L51 163V165ZM64 164V163H63ZM62 164V165H63ZM82 164H85V163H82ZM82 164H80L79 166L82 167ZM92 164V163H91ZM89 164V165H91ZM97 164V162H96ZM103 164V163H102ZM40 165V164H38ZM48 165V164H47ZM65 165V164H64ZM70 165V166H71ZM75 165H73L74 167H76ZM139 165V164H138ZM234 165V167L236 166ZM49 166V165H48ZM55 166V165H54ZM53 166V167H54ZM60 166V165H59ZM104 166V165H103ZM103 166H100V167H103ZM107 166V164H106ZM44 167V166H43ZM47 167V166H45ZM56 167V166H55ZM63 167V166H62ZM68 167V166H67ZM86 168V166H84ZM90 167V166H88ZM99 167V168H100ZM105 167V166H104ZM103 167V168H104ZM260 167V166H258ZM33 168V167H32ZM50 168V167H49ZM48 168V169H49ZM78 168V167H76ZM80 168V167H79ZM91 168V167H90ZM97 168V167H95ZM141 168V167H140ZM262 169V167H260ZM34 168V173L35 171H38L39 169L37 168ZM47 169V168H46ZM60 170V168H57ZM83 169V168H82ZM109 169V168H108ZM142 169V168H141ZM237 169V168H236ZM257 169V168H256ZM41 170V169H40ZM51 170V169H50ZM49 170V171H50ZM79 170V169H77ZM84 170V169H83ZM89 170V169H88ZM95 170V169H94ZM99 170V169H98ZM53 171V170H52ZM57 171V170H55ZM60 171H63V170H60ZM76 171V170H74ZM103 171V170H102ZM107 172V170H105ZM235 171H239L238 170H235ZM234 171V172H235ZM256 171H260L259 170H255ZM31 172V171H30ZM78 172V171H76ZM82 172V171H81ZM89 172V171H88ZM94 172L95 174V171H92ZM138 172V171H136ZM241 172V171H240ZM262 172V171H261ZM38 173V172H37ZM36 173V174H37ZM47 173V172H46ZM55 173V172H54ZM53 173V174H54ZM59 173V172H57ZM258 173V172H257ZM35 174V176H36ZM39 174V173H38ZM49 175V172L47 173ZM62 174V172H61ZM64 174V173H63ZM93 174V173H92ZM91 174V176H93ZM99 174V173H98ZM141 174V173H140ZM238 174V173H237ZM240 174V173H239ZM30 177H31V174H29ZM43 175V174H42ZM51 175V174H50ZM48 176V177H51V176ZM89 175V174H88ZM243 175V176H244ZM256 175V173H255ZM34 176V175H33ZM34 176V177H35ZM61 176V175H60ZM86 176V175H85ZM95 176V175H94ZM97 176V174H96ZM242 176V175H241ZM244 176V177H245ZM252 176V175H251ZM27 177V176H26ZM29 177V176H28ZM27 177V178H28ZM55 177V176H54ZM137 177V176H136ZM135 177V178H136ZM242 177V180L243 178ZM36 178V177H35ZM88 178V177H87ZM95 178V177H94ZM133 178V177H132ZM142 178V177H141ZM89 179V178H88ZM140 179V178H139ZM235 179V180H236ZM246 179V178H245ZM34 180V179H33ZM36 180V179H35ZM41 180V179H40ZM70 180V178H69ZM72 180V179H71ZM70 180V181H71ZM121 180V179H120ZM241 180V179H240ZM24 181V180H23ZM31 181V179H30ZM55 181V180H54ZM60 181V180H59ZM64 181V180H63ZM67 181V180H66ZM65 181V182H66ZM245 181V180H244ZM37 182V180H36ZM58 182V180H57ZM56 182V183H57ZM76 182V181H75ZM138 181H133L132 183H135ZM234 182V183H235ZM251 182V181H250ZM262 182V180H261ZM27 183V182H26ZM29 183V182H28ZM55 183V184H56ZM67 183V182H66ZM73 183V181H72ZM122 183V182H121ZM128 183L125 181V184ZM130 183V182H129ZM136 183V184H137ZM229 183L231 185H229ZM252 183V182H251ZM19 184V183H18ZM17 184V185H18ZM22 186L24 184V182L22 183ZM20 184V185H21ZM70 186H71V182L69 183ZM76 184V183H75ZM131 184V183H130ZM139 184V183H138ZM141 184V183H140ZM249 184V183H248ZM258 184V183H257ZM256 184V185H257ZM30 185V184H29ZM58 185V184H57ZM67 185V184H65ZM77 185V184H76ZM129 185V184H128ZM127 185V186H128ZM132 186L134 184H131ZM251 185V184H249ZM254 185V184H252ZM259 185V184H258ZM6 186V185H5ZM16 186V185H15ZM19 186V185H18ZM33 186V185H32ZM61 186V185H60ZM64 186V185H63ZM126 186V185H125ZM126 186V187H127ZM248 186V185H247ZM2 187V186H0ZM29 187V186H28ZM66 187V186H65ZM122 187V186H121ZM130 187V186H129ZM121 188L122 190H120L121 192L120 193H123V195L125 194L126 197L129 198L128 196V193L130 192L131 188ZM134 188L135 187H138L139 189V186H133ZM141 187V188H142ZM256 187V186H254ZM260 187V186H259ZM7 188V187H5ZM23 188V187H22ZM30 188V187H29ZM17 189V188H16ZM50 189V188H49ZM66 189V188H64ZM68 189V188H67ZM71 189V188H70ZM99 189V188H98ZM143 189V188H142ZM259 189V188H258ZM52 190V189H51ZM50 190V191H51ZM75 190V189H74ZM101 190H102V187H101ZM119 190V189H117ZM135 190H137V188H135ZM248 190V189H247ZM18 191V190H17ZM71 190H68V192H70ZM100 190H98V193H99ZM139 191V190H138ZM262 191H264V189L261 190V194H262V200H264V193H262ZM57 192V191H55ZM66 192V190H65ZM73 192V191H71ZM133 192V191H132ZM260 192V191H259ZM48 193V192H47ZM58 193V192H57ZM62 193V192H61ZM67 193V192H66ZM131 193V192H130ZM129 193V194H130ZM133 193H136V192H133ZM132 193V194H133ZM140 193V191H139ZM256 193V192H255ZM50 195V193H48ZM54 194V192H53ZM65 194V193H64ZM68 194V193H67ZM102 194V193H101ZM114 194V193H113ZM119 194V193H118ZM250 194V193H249ZM260 194V193H259ZM55 195V194H54ZM70 195V194H69ZM72 196L74 194H71ZM100 195V194H99ZM104 195V194H103ZM101 195V196H103ZM106 195V194H105ZM122 195V194H121ZM140 195V194H139ZM137 195V196H139ZM252 195V194H251ZM48 196L47 194L45 195V197ZM52 196V195H51ZM61 195H59L60 197ZM96 196V195H95ZM131 196V195H130ZM141 196V195H140ZM250 196V195H249ZM54 197V196H53ZM66 197V196H65ZM90 197V196H89ZM105 197V196H104ZM120 197V196H119ZM136 197V196H135ZM246 197V196H245ZM252 197V196H251ZM255 197V196H254ZM102 198V197H101ZM100 198V199H101ZM128 198H125L126 200ZM256 198V197H255ZM258 198V197H257ZM84 199V198H83ZM123 199V198H122ZM134 199V198H133ZM137 199V198H136ZM140 199V198H138ZM237 199V198H236ZM63 200V199H62ZM75 200V199H74ZM93 200V199H91ZM97 200V198L95 199ZM93 200L91 203H95ZM103 200V199H102ZM105 200V198H104ZM108 200V199H107ZM125 200V202H126ZM131 200V203H132V199H129ZM128 200V201H129ZM249 200V199H248ZM252 200H255L254 198H252ZM251 200V202H252ZM259 200V199H258ZM98 201V200H97ZM124 201V199H123ZM127 201V202H128ZM136 201V200H135ZM236 201V200H235ZM234 201V202H235ZM257 201V199H256ZM254 201V202H256ZM261 201V200H260ZM99 202V201H98ZM106 202V201H104ZM233 202V203H234ZM250 202V201H249ZM90 203V202H89ZM100 203V202H99ZM236 203V202H235ZM234 203V204H235ZM256 203H259L258 201ZM256 203H254V205H256ZM262 203H264V201H262ZM88 204V202H87ZM97 204V203H96ZM95 204V205H96ZM137 204V203H135ZM237 204V203H236ZM235 204V205H236ZM251 204V203H250ZM91 205V204H90ZM93 204V206H95ZM109 205V204H108ZM133 205V204H132ZM264 205V204H262ZM84 206V205H83ZM88 206V205H87ZM92 206V207H93ZM99 207H101V205H98ZM110 206V205H109ZM128 206V205H127ZM130 206V205H129ZM141 206V204H140ZM250 206V205H249ZM106 207V206H105ZM135 207H139L138 204L137 206ZM84 209V207H82ZM97 210H98V207H95ZM107 208V207H106ZM132 208V206H131ZM128 208L130 210L132 209H135V208ZM136 208V209H137ZM251 208V206H250ZM85 209H87L85 207ZM84 209V210H85ZM93 209V208H92ZM252 210H254V208H251ZM250 209V210H251ZM256 209V208H255ZM94 210V209H93ZM126 210V209H125ZM251 210V211H252ZM87 211V210H86ZM90 211V210H89ZM95 211V210H94ZM100 211V210H98ZM107 211V209H106ZM233 211V210H232ZM235 211V209H234ZM241 211V212H242ZM249 211V209H248ZM256 211V210H254ZM254 211L248 213L247 211H245L246 213L250 214L252 216L251 213H254ZM133 212V211H132ZM135 212H137L135 210ZM134 212V214H135ZM237 212V211H236ZM235 212V213H236ZM239 212V213H241ZM244 212V211H243ZM242 212V214H244ZM85 213V212H84ZM91 213V212H90ZM102 213V212H101ZM127 213V212H126ZM234 213V214H235ZM245 213V214H246ZM256 213V212H255ZM92 214V213H91ZM96 214V213H95ZM98 214V212H97ZM103 214V213H102ZM106 214V213H105ZM108 214V213H107ZM129 214V212L127 213ZM93 215V214H92ZM109 215V214H108ZM132 214L130 213V216ZM237 215H239L237 213ZM241 215V214H240ZM240 215L238 216V218H240ZM248 215V216H250ZM89 216V215H88ZM129 216V215H128ZM133 216V215H132ZM136 216V217H137ZM232 216V215H231ZM234 216V215H233ZM243 217H245L244 215H242ZM241 216V217H242ZM259 216V215H258ZM107 217V216H106ZM254 217V216H252ZM260 217V216H259ZM264 217V216H262ZM261 217V219H262ZM99 218V217H98ZM103 218V217H102ZM131 218V217H130ZM134 218V217H132ZM131 218V219H132ZM138 218V219H139ZM228 218V217H227ZM233 218V217H232ZM245 218H248V217H245ZM22 218L20 217V220ZM26 219V218H25ZM104 219V218H103ZM102 219V220H103ZM109 219V218H108ZM229 219V218H228ZM244 219V218H243ZM255 219V218H254ZM23 220V219H22ZM99 220V219H98ZM105 220V219H104ZM103 220V222H104ZM117 219H115L116 221ZM130 220V219H129ZM230 220V219H229ZM257 220V219H256ZM26 221H28L26 219ZM114 221V220H113ZM118 221V220H117ZM121 221V220H120ZM133 221V220H131ZM228 221V220H227ZM233 221V220H232ZM236 221V220H235ZM234 221V222H235ZM99 223L97 224H100V220L98 221ZM109 222V221H108ZM122 222V221H121ZM119 222V224L121 223ZM125 222V221H124ZM127 222V221H126ZM134 222V221H133ZM132 222V223H133ZM238 222V220H237ZM262 224H264V219H262ZM35 223V222H34ZM89 223H92V222H89ZM94 223V222H93ZM105 223V222H104ZM112 223V221H111ZM251 223V222H250ZM33 224V223H32ZM95 224V223H94ZM114 224V223H113ZM123 225V223H121ZM130 224V223H128ZM233 224V223H231ZM237 224V223H236ZM261 224V223H260ZM89 225V224H88ZM96 225V224H95ZM103 225V224H102ZM105 225H107L105 223ZM109 225V224H108ZM107 225V226H108ZM121 225V226H122ZM138 225V224H137ZM238 225V224H237ZM34 226H37V225H34ZM91 226V225H89ZM94 226V225H92ZM101 226V225H99ZM113 226V225H112ZM115 226H118L117 224H115ZM125 226V225H124ZM230 226V225H229ZM251 224H250V227L248 229L251 228ZM255 226V225H254ZM11 227V226H9ZM33 227L32 225L30 227H28L29 229ZM81 227V226H79ZM106 227V226H105ZM123 227V226H122ZM122 227H121V231H122ZM129 225L126 227L128 228ZM135 227V224L134 226ZM231 227V226H230ZM243 227V226H242ZM84 228V227H83ZM91 228V227H90ZM93 228V227H92ZM102 228H104L102 226ZM101 228V229H102ZM109 228V227H108ZM115 228V227H114ZM119 228V226H118ZM132 228V227H131ZM227 228V227H225ZM229 228V227H228ZM227 228V230H229ZM235 228V227H234ZM257 228V227H256ZM8 229V228H7ZM6 229V230H7ZM14 229V228H13ZM16 229V228H15ZM24 229V228H22ZM28 229V230H29ZM88 229V228H87ZM96 229H98V226L96 227ZM107 229V228H106ZM255 229V228H254ZM260 229V228H259ZM5 230V231H6ZM11 230V229H10ZM9 230V231H10ZM82 230V229H81ZM100 230V228H99ZM116 230V228H115ZM113 230V231H115ZM126 230V229H124ZM134 230V229H133ZM245 230V229H244ZM252 230V229H251ZM8 231V232H9ZM22 231V230H21ZM77 231V230H76ZM102 230H100L99 232H101ZM105 231V230H103ZM108 231V230H107ZM130 231V230H129ZM128 230L125 231V233L129 232ZM132 231V229H131ZM130 231V233H132ZM233 231V229H232ZM237 231V230H236ZM23 232V231H22ZM38 232V231H37ZM84 232V231H83ZM87 232V231H86ZM89 232V231H88ZM96 232V230H95ZM116 232H119V231H116ZM115 232V234H116ZM134 232V231H133ZM238 232V234H237ZM235 234H237V240H238V245H239V242L242 241V239L244 240V238L246 237V235L248 234H245L243 232V229L242 230H239L237 231ZM251 232V231H250ZM258 232V231H257ZM262 236H260L261 239H264V228H262ZM14 233V232H13ZM26 233H29V232H26ZM41 233V232H40ZM44 233V232H43ZM93 233V232H92ZM124 233V232H122ZM124 233V234H125ZM230 233V232H228ZM33 234V233H32ZM36 234H39L36 233ZM48 234V233H47ZM79 234V233H78ZM81 234V233H80ZM87 234V233H86ZM107 234V233H106ZM118 234V233H117ZM124 234H122L124 236ZM251 234V233H250ZM249 234V236H251ZM255 234V232H254ZM23 235V234H22ZM30 235V234H29ZM35 235V233H34ZM32 236V237H35L36 239V236ZM41 235V234H40ZM39 235V236H40ZM95 234L93 233V236ZM119 235V234H118ZM121 235V237H122ZM126 235V234H125ZM130 234H128V236H124L122 237L123 240L124 239H129L131 240L130 238L133 236V234H131L132 236H129ZM45 236V235H44ZM92 236V237H93ZM100 236V235H99ZM107 236V235H106ZM114 236V235H113ZM120 236V235H119ZM118 236V237H119ZM230 236V235H229ZM245 236V237H244ZM248 236V237H249ZM25 237V236H24ZM27 237V236H26ZM25 237V238H26ZM30 237V236H29ZM82 238V234L80 236ZM115 237V236H114ZM117 237V238H118ZM233 237V236H232ZM243 237V238H242ZM44 238V237H43ZM42 238V239H43ZM64 238V237H63ZM61 238V239H63ZM74 238V237H73ZM77 238V237H76ZM79 238V237H78ZM85 238V237H83ZM104 238V237H103ZM120 238V237H119ZM121 238V239H122ZM6 239V238H5ZM16 239V238H15ZM21 239V238H20ZM18 239V240H20ZM34 239V238H33ZM41 239V238H40ZM41 239V240H42ZM46 239V237H45ZM80 239V238H79ZM101 239V238H100ZM107 239V238H105ZM133 239V237H132ZM234 239V238H233ZM246 239V238H245ZM250 239V238H249ZM257 236L256 238L252 237V240L250 239L247 240L249 241V243L251 245H256V242L258 241L257 240ZM260 239V240H261ZM14 240V239H13ZM17 240V241H18ZM32 240V239H31ZM77 239H75V242ZM81 240V239H80ZM134 240H136L134 238ZM138 240V239H137ZM257 240V241H256ZM29 241V239H28ZM68 241L69 244L73 243L74 241ZM98 241V240H97ZM109 241V240H108ZM113 241V239H112ZM122 241V240H121ZM234 241V240H233ZM246 240H244L243 242H245ZM262 241V240H261ZM16 242V241H15ZM19 242V241H18ZM33 242V241H31ZM36 242V241H35ZM66 242V241H65ZM71 242V243H70ZM84 242V241H83ZM91 242V241H90ZM129 242V241H128ZM133 242V240H132ZM141 242V241H140ZM260 242V241H259ZM82 243V242H81ZM93 243V242H92ZM98 243V242H97ZM101 243V242H99ZM106 243V242H105ZM104 243V244H105ZM137 243V242H135ZM142 243V242H141ZM140 243V245L142 246V244ZM244 243H240V244H244ZM21 244V243H20ZM29 244V243H27ZM31 244V243H30ZM49 244V243H48ZM63 244V243H62ZM87 244V243H84L83 246ZM89 244V243H88ZM108 244V243H107ZM111 244V243H109ZM128 243L126 244H123V245H126L129 247V245H131L132 243L130 242L129 245H127ZM139 243H137L138 245ZM232 244V242H231ZM261 244V242H260ZM7 245V244H6ZM11 244H9L10 246ZM18 245V244H16ZM38 245V244H37ZM36 245V246H37ZM57 245V244H55ZM61 245V244H60ZM64 245V244H63ZM74 244L71 245V247L73 246ZM82 245V244H81ZM91 245V244H90ZM90 245H89V248H90ZM252 248H255L254 246H251ZM262 246H264V244H261ZM15 246V245H14ZM19 246V245H18ZM18 246H15L19 249ZM33 246V245H32ZM43 246V244H42ZM76 246V245H75ZM92 246V245H91ZM115 246V245H114ZM125 246V247H126ZM135 247V245H133ZM234 246V245H233ZM240 246V245H239ZM5 247V246H4ZM25 247V246H24ZM60 247V246H59ZM65 247V246H64ZM94 247V246H93ZM133 247V248H134ZM137 247V246H136ZM235 247V246H234ZM238 247V246H237ZM245 247V246H244ZM261 247V246H260ZM13 248V247H12ZM27 247H25L24 249H26ZM37 248V247H36ZM67 248V247H65ZM83 248V247H82ZM81 248V249H82ZM104 248V247H103ZM108 248V247H107ZM119 248V247H118ZM130 248V247H129ZM132 248V247H131ZM142 248V247H141ZM262 248V247H261ZM11 249V248H9ZM15 249V248H14ZM70 249V247L68 248ZM80 249V247H79ZM93 249V248H92ZM101 249V248H100ZM260 249V248H259ZM34 250V249H33ZM41 250V249H40ZM48 250H53V248H48ZM55 250V249H54ZM62 249L60 248V251ZM76 250V249H75ZM84 250V249H83ZM83 250L81 252H83ZM89 250V249H88ZM114 250V248H113ZM116 250V249H115ZM118 250V249H117ZM124 250V249H123ZM146 250V251H145ZM236 250V249H235ZM247 250V249H246ZM246 250H241L243 252H247ZM17 251V250H16ZM20 251V250H19ZM30 251V250H29ZM32 251V249H31ZM59 251V250H58ZM64 251V250H63ZM78 251V249H77ZM80 251L78 253H80ZM94 251V250H93ZM104 251H106L104 249ZM112 252V250H110ZM133 251V249H132ZM135 251V250H134ZM142 251V250H140ZM249 251V250H248ZM252 251H255L254 249H252ZM260 251V250H259ZM262 251H264V249H262ZM37 252H39V250H37ZM55 252H57V250H55ZM49 253L48 252L46 253V260H52V261H57L59 263H61L64 259L61 257V255H58V253ZM65 252H66V249H65ZM68 252V251H67ZM119 252V251H118ZM131 252V251H130ZM137 252H139V250L137 249ZM143 252V251H142ZM237 252V251H236ZM242 252V253H243ZM251 252V251H250ZM249 252V254H250ZM33 253V252H32ZM32 253L29 255L32 256ZM60 253V252H59ZM73 253V252H72ZM84 253V252H83ZM127 253V252H126ZM126 253H124V255H126ZM129 253V252H128ZM143 253V254H145ZM255 253V252H254ZM260 253V252H259ZM258 253V254H259ZM42 254V253H41ZM68 254V253H67ZM77 254V252H76ZM96 254V253H95ZM112 254V253H111ZM123 254V253H121ZM135 254L132 252V255ZM239 254V253H238ZM245 254V253H244ZM248 254V253H246ZM256 254V256L258 255ZM261 255L264 254V253H260ZM39 255V254H38ZM79 255V254H77ZM85 255V254H83ZM98 255V254H97ZM103 255V254H101ZM108 255V253H107ZM115 255V254H113ZM136 255V254H135ZM139 255V254H138ZM141 255L140 254V259L139 257H137L139 260H141ZM23 256L24 255V252H23ZM37 257V255H35ZM33 256V257H35ZM45 256V255H44ZM63 256V255H62ZM71 256V255H70ZM70 256H68L70 258ZM81 256H82V253H81ZM88 256V255H86ZM94 256V255H93ZM105 256V254H104ZM131 256V254H130ZM129 256V257H130ZM134 256V255H133ZM239 257V255H237ZM244 256V255H242ZM240 256V257H242ZM251 256V255H250ZM249 256V257H250ZM22 257V255L20 256ZM32 257V258H33ZM64 257V256H63ZM79 257V256H77ZM83 257V256H82ZM121 257V255H120ZM124 257V256H123ZM122 257V258H123ZM246 257V255H245ZM248 257V256H247ZM249 257L247 258V260L249 259ZM252 257H255V255H252ZM19 258V257H18ZM24 258V257H23ZM40 258V256H39ZM38 258V259H39ZM42 258V257H41ZM66 258V257H64ZM73 258V256H72ZM81 259V257H79ZM84 258V257H83ZM102 258H104L102 256ZM101 258V259H102ZM110 258V257H108ZM115 258V257H114ZM135 258V257H134ZM256 258V257H255ZM259 258V257H258ZM79 259V260H80ZM85 259V258H84ZM95 259V258H94ZM99 259V258H98ZM105 259V258H104ZM102 259V260H104ZM127 259V257L125 258ZM136 259V258H135ZM135 259H133L134 261H136ZM142 259V260H143ZM154 259V261L152 260ZM241 259V258H240ZM260 259V258H259ZM258 259V260H259ZM69 260V259H68ZM82 260V259H81ZM91 260V259H90ZM97 260V259H96ZM95 260V262H96ZM114 260V259H112ZM118 259H116L117 261ZM128 260V259H127ZM141 260V261H142ZM254 260L251 258L250 262H246L245 259L243 258L241 260V262H239V264H250L251 261ZM256 260V259H255ZM254 260V261H255ZM35 261V260H34ZM40 261V260H39ZM66 261V259H65ZM85 261V260H84ZM87 261V260H86ZM89 261V260H88ZM92 261V260H91ZM90 261V262H91ZM107 261V260H106ZM121 261V259H120ZM144 261H143V264H144ZM41 262V261H40ZM39 262V263H40ZM43 262V260H42ZM70 262V261H69ZM78 262V261H77ZM111 262V260H110ZM126 264H127V261H125ZM129 262V261H128ZM133 262V261H132ZM140 262V261H139ZM138 262V263H139ZM258 262V261H257ZM260 262V261H259ZM262 262V261H261ZM84 263V262H83ZM87 263V262H86ZM89 263V262H88ZM93 263V262H92ZM99 263V262H97ZM108 263V262H107ZM106 263V264H107ZM115 263V262H114ZM117 263V262H116ZM137 263V261H136ZM137 263V264H138ZM36 264H38L36 262ZM52 264V263H51ZM67 264V263H66ZM72 264V263H71ZM91 264V263H89ZM129 264V263H128ZM135 264V263H134ZM140 264V263H139ZM254 264V263H252Z\"/></svg>",
	"mask_w": 264,
	"mask_h": 264
}]
</instances>
